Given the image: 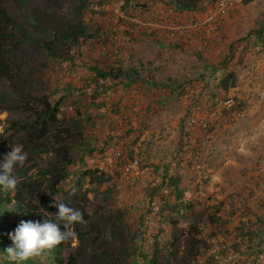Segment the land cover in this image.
<instances>
[{"label": "rangeland", "instance_id": "obj_1", "mask_svg": "<svg viewBox=\"0 0 264 264\" xmlns=\"http://www.w3.org/2000/svg\"><path fill=\"white\" fill-rule=\"evenodd\" d=\"M102 1L92 6L96 13L84 14V22L102 32L73 46L70 61L55 62L22 35L50 42L52 37L38 31L31 16L40 11L50 15L52 23L70 21L76 0H1L14 26L5 48L9 78L0 79V142L17 144L21 135L14 134L10 125L23 122L43 98L58 101L59 123L68 124L79 110V119L88 116L95 124L88 139L96 151L84 156L81 166L80 148L72 141L74 157L65 170L74 174L101 167L98 171L108 177L96 188L82 186L83 203L93 221L76 231V241L63 243L60 257L63 261L72 257L75 264H141V252L151 255L153 236L166 252L174 253L168 264H264V233H260L264 229V46L254 44L253 38L252 44L246 43L245 38L257 27L264 30V0L246 5L231 0L223 17L211 15L213 5L175 16L159 0H132L133 10L122 23L121 0ZM226 56L229 60L222 68ZM111 63L134 69L139 80L124 92L118 79L93 82L88 69L109 68ZM38 68L40 85L33 80ZM230 71L236 84L225 97L242 101L243 107L228 115L221 113V107L211 110L207 105L217 79ZM30 72L26 84L22 79ZM148 81L155 85L147 89ZM190 118L197 121L187 125ZM199 121L204 127L197 126ZM140 125L147 128H142L135 146L130 145L138 171L124 172L127 144L134 136L121 139L118 134ZM114 147L121 150L122 158L112 156ZM23 151L27 160L24 167L15 168L18 178L23 174L18 173L20 168H25L24 176L34 177L54 160L48 151L32 152L27 147ZM169 176L179 179V199L169 194L172 186L165 182ZM73 178L60 182L56 201L69 199ZM173 205L176 210H171ZM48 206L52 209L43 212L61 223L64 231L63 222L56 220L58 208ZM212 217L226 222L225 232L217 234L209 225ZM257 218L261 223L255 226ZM168 219L175 223L173 232ZM240 223L257 228L262 238L258 247L253 241L246 244V236L236 239L234 228H241ZM190 227H196V234ZM190 237L197 242L188 250ZM235 243L237 249L231 248ZM222 246L227 249L224 253ZM161 254L159 250L157 262L164 264Z\"/></svg>", "mask_w": 264, "mask_h": 264}, {"label": "trees", "instance_id": "obj_2", "mask_svg": "<svg viewBox=\"0 0 264 264\" xmlns=\"http://www.w3.org/2000/svg\"><path fill=\"white\" fill-rule=\"evenodd\" d=\"M163 2L165 8L170 11L175 16H185L188 13L199 12L207 5H214L217 0H159ZM240 4L246 5L252 2L253 0H237ZM76 5L73 9V19L70 21H65L61 23H52L49 19L50 15H46L43 12L36 11L35 14L31 16L34 27L43 33L44 35H50L52 37L50 42H45L42 40L32 39L30 37L22 35V38L27 41L29 44L38 47L41 49L42 53L53 61H70V52L73 46L79 45L80 41L88 38L90 34L98 33L100 31L99 27L94 25V28L91 29V25L87 24L85 19V12L96 13V10L92 6H100L103 4L102 0H76ZM135 3L132 0H121V5L119 10L121 12V17L119 18L120 22L125 21L124 17L127 14H130V11L133 9ZM99 13V11H98ZM100 14V13H99ZM258 23V22H257ZM256 23V26H260ZM14 26L13 21L8 17L3 7L1 6L0 0V79H8V58L9 51L5 50L7 46L6 42L11 38L9 29ZM106 30V29H105ZM90 32V33H89ZM102 32V30L100 31ZM246 43H251L253 38V43L260 42L264 46V30L261 27H257L254 30L250 31L246 35ZM131 39L132 43H136L137 40ZM229 60V58H228ZM227 56L221 61V67L224 68L227 63ZM202 65L206 69V65L203 64L204 60L200 59ZM112 67L105 68L103 66L99 67H90L88 72L92 74L93 82L105 79L119 80L116 83L119 84L122 91L132 87L136 80H139L138 75L134 69L125 70L120 66V63L113 65ZM220 67V69H222ZM212 69V66H208ZM41 68L36 69V76L33 80L40 85V74ZM207 70V69H206ZM32 77V73H28L24 76L22 81L25 82L27 79ZM37 79V80H36ZM29 82L27 81L26 84ZM236 80L234 73L232 71L224 73L220 76L215 83V91H209V102L208 107L211 110H215L217 104L220 102V99H224L228 91L232 90L235 87ZM155 84L153 82H145V87L147 89L151 88ZM28 86V85H27ZM221 94V98H219ZM232 100V104L228 108H223L221 113L234 114L238 113L243 107L242 101ZM59 102L51 103L49 100L43 98L39 104L36 105V109L31 110L30 114L27 115L23 122H17L10 125L11 131L14 134L20 133L21 140L16 143L4 144L0 142V161H3L4 156L9 152L10 146L12 145H22L23 148L27 147L30 151L35 152L36 150L47 152L53 155V162L47 166L45 169L36 172L34 177L24 176V169H19L18 173L22 177L19 179V184L15 192L5 193L0 190V264H75V259L67 258L66 261H63L60 257L63 243L55 246L50 251L43 252L39 257L35 259H30L23 262H13L7 258L6 249L12 245V241L9 239V233L14 232L20 222L23 221H39L41 223L44 220H50L52 223H56L55 220L49 218L47 214L43 211H50V204L55 205L56 197L59 195L60 190L58 188V182L60 180L66 179L68 176L71 178V195L69 199L62 200L61 202L65 203L67 206L78 209L83 214V218L86 221L85 224L75 225V231L79 232V229L84 226H88L93 221L92 213H87L86 206L87 204L83 203L85 200L86 194L83 185H92L94 188L99 185L104 184L107 181V176L104 177V173L98 172L97 170H86L83 169L79 173L77 171L67 172L65 167L72 164V150L74 145H78L80 148L81 155L77 157V162L83 166V157L92 156V152L96 151L95 148L89 146L88 133L93 129L94 121H91L88 116L79 119L80 116L79 110L75 111V117H69L70 120L68 124L60 121L58 122V114L60 112ZM77 117V118H76ZM89 125L86 127L85 125ZM92 127V128H90ZM142 128H147L146 126H139L137 129L133 127H128L118 134V137L125 139L129 134L134 136V139L127 144L129 154L126 156L129 160H133L131 157V151L133 149L130 145L136 144L139 138L142 135ZM206 130V129H205ZM207 132L209 130L207 129ZM108 140L111 139L107 137ZM47 140V143L42 141ZM76 141V143H72ZM145 141V140H144ZM142 141V142H144ZM42 142V144H41ZM141 142V141H140ZM148 143V142H146ZM41 144V145H40ZM143 143H140L142 145ZM103 151V150H102ZM127 151V152H128ZM71 155V156H70ZM74 157V156H73ZM76 176V177H75ZM163 181V180H162ZM178 178L169 176L166 181V186L171 185L172 188L169 192H173L172 195H175V199H179L181 192L177 190ZM160 187V185H159ZM158 187V189H159ZM46 192V194H44ZM35 201V203H33ZM39 204V205H38ZM189 205V204H187ZM175 206L171 207V210H174ZM176 210V209H175ZM213 218V217H212ZM208 221L209 225L214 228L219 234L220 231L225 232L223 229L226 222L215 217ZM256 223H261L260 219H256ZM169 230L173 232L175 223L174 221L167 220ZM241 228L236 226L234 232H236V239H240L243 236H246V244L253 241L257 247L261 244L262 238L258 234V230L254 225H250L247 228L244 227L243 223H240ZM192 232L196 234V227H190ZM219 231V232H218ZM260 233H264V229H261ZM214 236V234L212 235ZM196 239L190 237L187 241L188 250L195 246ZM151 255H145L141 252L142 263L141 264H161L157 262V254L159 250H162V259L168 264V258L170 255L174 257V253L170 250L169 253L165 251L166 247H160V241L151 236ZM236 244V245H235ZM231 245V248L237 249V244ZM222 251H226L225 246H222ZM223 251V253H224ZM190 252V251H188ZM216 256L214 253H211ZM257 254V253H255ZM217 260V257H216ZM167 262V263H166ZM131 264H137V262H132ZM241 264V263H240Z\"/></svg>", "mask_w": 264, "mask_h": 264}, {"label": "clouds", "instance_id": "obj_3", "mask_svg": "<svg viewBox=\"0 0 264 264\" xmlns=\"http://www.w3.org/2000/svg\"><path fill=\"white\" fill-rule=\"evenodd\" d=\"M120 156L121 158L123 156L121 150ZM26 160L27 153L23 151L22 145L11 147V151L4 156L3 162L0 163V190L5 193L16 191L19 179L14 174L15 168L17 166L24 167ZM133 162H135L133 169L138 170V163L135 159L129 160L128 164H132ZM124 164L126 163H123V166ZM96 170H101V167ZM69 178L71 177L68 176L66 179L60 180L57 185L59 186L60 182L68 180ZM55 202L54 206L58 208L56 220L63 222L64 231L60 228L61 223L56 221V223H52L50 220L45 219L41 223L39 221L22 220L14 232L9 233V239L12 241V245L6 249V255L10 261L23 262L35 259L43 252L50 251L61 243L77 240V233L74 230V226L86 223L83 214L78 209L69 207L63 202Z\"/></svg>", "mask_w": 264, "mask_h": 264}, {"label": "built area", "instance_id": "obj_4", "mask_svg": "<svg viewBox=\"0 0 264 264\" xmlns=\"http://www.w3.org/2000/svg\"><path fill=\"white\" fill-rule=\"evenodd\" d=\"M231 5V0H217L214 5H213V12H212V16H217V17H223L226 13H227V10L229 8V6ZM211 13V12H209ZM121 17V14L119 15ZM232 104V100L231 98H229V96H226L223 100H221L217 106L218 107H221V109L223 108H228L230 105ZM189 122L187 125L189 124H192L194 123L195 121L197 120H194L192 118L188 119ZM197 126H202L204 127V125L202 124L201 121H199V123L197 122ZM112 155H114L115 159L117 158H121L120 156V149L117 148V147H114L112 149ZM135 166V162H133L132 164H124L123 166V170L124 172H128L129 170H132Z\"/></svg>", "mask_w": 264, "mask_h": 264}, {"label": "bare ground", "instance_id": "obj_5", "mask_svg": "<svg viewBox=\"0 0 264 264\" xmlns=\"http://www.w3.org/2000/svg\"><path fill=\"white\" fill-rule=\"evenodd\" d=\"M134 171V170H133ZM138 171V170H137ZM133 173V172H132Z\"/></svg>", "mask_w": 264, "mask_h": 264}]
</instances>
